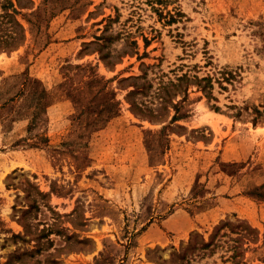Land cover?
<instances>
[{
  "label": "rangeland",
  "instance_id": "1",
  "mask_svg": "<svg viewBox=\"0 0 264 264\" xmlns=\"http://www.w3.org/2000/svg\"><path fill=\"white\" fill-rule=\"evenodd\" d=\"M6 14L24 40L0 50V264H264V0Z\"/></svg>",
  "mask_w": 264,
  "mask_h": 264
},
{
  "label": "trees",
  "instance_id": "2",
  "mask_svg": "<svg viewBox=\"0 0 264 264\" xmlns=\"http://www.w3.org/2000/svg\"><path fill=\"white\" fill-rule=\"evenodd\" d=\"M4 19H6L5 23L6 24L9 23L10 25H9V28H1L0 27V50H2V51L14 50L20 44H22V42L24 40L23 28L21 27V25L18 23V21L14 17L12 18V16L10 14H6V15L1 17V21H0L1 25L3 24L2 21ZM223 79H224V81H227V78L225 79L223 77ZM177 80H178V82H185V83H189V84L191 83V81L187 75H183L182 77L178 78ZM218 83L221 85L220 82H218ZM192 84L195 85L201 92H203L204 96L207 98L208 101L216 100L212 96L213 83H212V79L210 77H208V76L202 77V78L195 77L194 80L192 81ZM175 87H178V86L176 84L170 83V85L163 86V88L160 89L162 91V93L164 94V96L161 97L163 102H167L168 97L170 98L169 89L175 88ZM185 98H186V93L184 92V95H183V98L181 101L183 102L185 100ZM172 107L175 111V114L172 117V121H175L177 119L176 113L178 111L176 109V106L173 105ZM214 110L217 111L218 108H214ZM149 116L154 117L153 113H150ZM223 226H225V225H223ZM240 230L243 231L245 234V235L241 234V236L243 237L244 240L248 239V238H246L247 236L254 233V230L252 228H250V226H248V225L246 226V228H242ZM248 241L252 242V238H250ZM236 264H239V263H236Z\"/></svg>",
  "mask_w": 264,
  "mask_h": 264
}]
</instances>
